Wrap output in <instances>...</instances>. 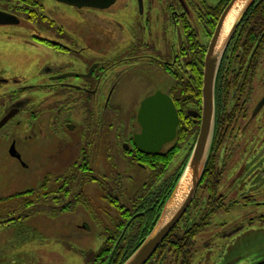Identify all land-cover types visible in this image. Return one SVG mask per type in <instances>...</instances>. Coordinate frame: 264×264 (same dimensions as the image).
Here are the masks:
<instances>
[{"label":"rangeland","instance_id":"obj_1","mask_svg":"<svg viewBox=\"0 0 264 264\" xmlns=\"http://www.w3.org/2000/svg\"><path fill=\"white\" fill-rule=\"evenodd\" d=\"M39 1L44 5L43 19L27 22L19 18L18 24L0 25V70L6 73L0 72V77L13 75L19 85H26L31 101L28 109L0 130V200L4 203L0 208L6 211L0 213V264H90L105 244V225L111 226L108 216L117 215L103 199L105 191L131 208L140 182L149 176L137 164H128L122 150L138 132L140 102L157 91L167 94L174 84L155 62L179 58L184 38L180 28L169 22L174 11L180 12V4L177 0H144L140 12L135 0H117L110 9L89 11ZM203 1L215 5L220 0ZM185 2L190 19L198 26L197 40L205 45L204 26L199 22L202 0ZM84 39L92 44H84ZM45 40L53 44H84L86 49L80 52L84 62L87 56L92 61L130 58L114 66L108 78L112 82L93 87L94 96L72 91L70 96L46 99L41 86H31L45 80L43 68L67 64L72 69L78 62L72 56H59ZM134 44L139 50L131 49ZM182 64L181 59L172 65V71ZM10 88L20 93L17 85L0 86L2 92ZM2 96L6 102L10 93ZM190 144L182 147L169 174L182 164ZM73 164L88 167L74 174L77 183L72 187L88 201L76 202L71 196L65 202L68 209L60 213L64 200L56 192L55 177ZM235 165H228L233 167L218 188L227 194V209L217 210L197 236L192 264L264 261V181L249 179L228 184L226 180ZM90 174L95 180H88ZM16 194H25V201L30 203L18 206L25 201L4 202ZM204 196L200 188L187 213L190 222L196 217L201 220L206 213ZM183 224L184 220L179 230ZM163 264L171 263L165 260Z\"/></svg>","mask_w":264,"mask_h":264},{"label":"flooded vegetation","instance_id":"obj_2","mask_svg":"<svg viewBox=\"0 0 264 264\" xmlns=\"http://www.w3.org/2000/svg\"><path fill=\"white\" fill-rule=\"evenodd\" d=\"M28 1H30V5L25 7L17 4L16 0H0V3L3 4L0 5V10L15 15L18 20L19 18H25L27 22L43 19L45 16L41 11L43 10L44 5L40 3L39 0ZM49 1L79 10L88 9L89 11L107 10L112 8L117 2V0H115V2L108 7H102L92 3L77 7L57 0ZM143 2L144 0L142 1V6L139 7L138 1L135 0L136 9L138 8L137 11L139 10L140 12H143ZM180 10V12L172 11L173 13L170 16L169 23L175 28L179 26L183 33L181 22L182 20L191 21V15L187 8L183 11L180 6ZM194 29L195 32L199 34L198 26L196 24L194 25ZM256 34V31L253 30L239 31L236 34L237 38L228 46L218 71L215 98L218 148L215 154V166L220 182L219 187L225 181L227 171L233 167L228 168V165L231 163H236V165L231 171L228 180H226L228 184L233 181L241 183L243 180L249 179H253L254 182L257 180L264 181V32L257 41ZM204 36H207V30L205 31V29ZM46 43L56 50L59 56H67L69 58L72 56L78 62V66L72 69H68L67 64H62L57 67L46 66L43 68L41 74H44L43 76H45V80H37V85L31 86L34 88L41 86L42 92L44 93L43 98L46 97V99L55 98V96H57V98H61L64 95L70 96L72 91L86 97L94 96L96 90L93 89V87L104 86L109 81L112 82V80L108 78L111 76L114 66L116 68L120 65L119 63L123 64V62L126 61L125 58H130H104V60L101 61H92V58L87 56L88 61L84 62L80 58V52H84L86 49L84 44H92L89 39H84L83 45H80L75 41H72L70 45L64 43L53 44L51 41H46ZM87 48L90 51V48ZM131 49L133 51L139 50L138 44H134ZM176 56L177 55L175 54V57ZM176 59L177 58H173V62L160 60L158 63H155L172 70V67L176 63ZM1 71L2 70H0V72ZM1 74L5 75L6 73L3 70ZM13 77V75L7 78L0 77V86L12 85V87H14L17 85L19 86L18 92H20L19 94H16V90L13 88H10L8 92H2V90H0V120L9 113L12 114L16 112V116H18L31 105L30 98L26 92L28 91L26 85H19V81ZM5 93H10V96L7 97L6 102H3L2 94ZM8 123L0 130L4 129ZM192 123L193 126H190L191 131L195 130L197 133L199 118L192 119ZM68 125H70V123L66 126L68 127ZM138 127V132L136 133L140 132V126L138 125ZM134 134H132L130 139V148L133 146L132 137ZM169 145L171 144L166 145L164 149ZM129 146L126 147V145H124V147L127 148L124 150H128ZM72 166L77 167V164ZM73 167H65L63 174L60 171V174L55 177L58 187L56 192H58L62 202L64 200L59 208H65V202L71 196L76 198L80 194L79 192H76L74 188L72 189L73 185L70 186L68 184V180L72 177L70 172ZM145 171L148 172L147 170ZM74 179V185H76L77 179L75 176ZM105 179L107 181L109 180L108 178ZM79 181L80 179L78 177L77 186H79ZM95 182L96 181L93 183ZM170 183V179H165L159 184V186L162 184L169 186ZM241 194L247 195V193ZM226 197V193H222L218 190V199H220V201H217L214 206L216 207L219 204L218 206L221 209H227L225 207L228 203L225 201ZM210 203L211 202H209L207 197L206 209L208 211L212 208L209 207ZM140 205L141 204H138L137 207H140ZM146 209L150 210L152 207ZM146 209L137 210L133 216H135V218L143 216L147 211ZM147 227L148 230L151 227L148 224V219L143 224L142 228L145 230ZM147 264H160V262H155V259H152L148 261Z\"/></svg>","mask_w":264,"mask_h":264},{"label":"trees","instance_id":"obj_3","mask_svg":"<svg viewBox=\"0 0 264 264\" xmlns=\"http://www.w3.org/2000/svg\"><path fill=\"white\" fill-rule=\"evenodd\" d=\"M228 0H220L215 5H207L203 0L200 3V15L199 22L207 30V39L211 36L218 17L227 4ZM17 4L28 7L30 1L28 0H16ZM191 20V19H190ZM194 21L182 20L181 26L183 27L184 42L178 50L179 58L176 59V63H180L181 59L183 64L179 66V69L172 71L169 68L163 67L173 79L174 84L169 91V95L172 98L176 111L179 117V124L176 132V139L173 142V147L169 148L160 154H146L137 150L134 145L127 151H123V155L130 165H138L140 169H145L149 172V176L140 182L139 188L135 192L133 203L127 208L120 204L119 199L112 196L108 190L105 191L106 195L103 199L108 204L115 208L117 211L116 217L111 218L108 216L111 226H106L104 234V246L95 254L93 261L90 264H121L126 258H128L134 250L139 246L140 242L148 233V227L144 230L143 224L148 219L149 226H153L157 220L159 213L165 203V200L169 196L170 191L174 187V183L178 179L184 164L187 160V156L190 152V148L194 141L196 131H191L190 126H193L192 116L188 114L189 110L199 111L201 105V86H202V66L203 58L206 49V45L198 42V35L194 29ZM197 25V24H196ZM241 30L256 31V41L264 32V0H256L255 3L249 8L248 12L243 18L237 33ZM236 33V34H237ZM237 36L235 35L233 40ZM232 40V41H233ZM178 57V56H177ZM192 137V141L190 138ZM186 143H191L182 164L173 173L169 174V169L172 163L176 160L182 147ZM218 148V134L215 123V135L213 141V147L211 155L206 164L203 177L201 179L200 188L203 190L205 196L202 200V204L207 208L206 198L210 203L211 210H207L201 220L196 217L193 221L188 220L186 214L181 218L179 223L173 228V230L167 235L155 253L149 260L158 262L159 260L164 262L169 260L171 264H192L193 253L195 249V240L197 236L204 231L209 224L210 217L219 209L218 205H214L218 199V188L220 185L217 175L216 163V151ZM142 165L143 167L139 166ZM86 164H81L77 167H73L70 175L71 179L68 180L70 186L74 185V174L79 170H87ZM83 174V173H82ZM81 174V175H82ZM170 179L169 186L159 184L165 180ZM87 180V178H86ZM89 181L95 180L90 174ZM122 180V176L118 179V182ZM121 189V188H120ZM117 190V188H116ZM198 194V192H197ZM197 194L193 200L195 202ZM76 202L88 201L83 195H78ZM25 201V194H16L10 197L4 202L9 201ZM3 200H0V204ZM30 202H21L18 206L28 205ZM192 203V204H193ZM4 204V203H3ZM2 204V205H3ZM6 204V203H5ZM141 204L140 207H137ZM146 205V206H145ZM60 209L61 212H65L68 208ZM152 207V209H146ZM204 207V209H206ZM146 209V213L143 216L135 218L133 214L139 209ZM0 208V213L6 212ZM0 216H2L0 214ZM135 218V219H134ZM184 220L183 227L179 230V224ZM128 224L125 232L124 227ZM150 227V229H151ZM123 233V234H122ZM139 237V242H138ZM264 264V262L259 263Z\"/></svg>","mask_w":264,"mask_h":264},{"label":"water","instance_id":"obj_4","mask_svg":"<svg viewBox=\"0 0 264 264\" xmlns=\"http://www.w3.org/2000/svg\"><path fill=\"white\" fill-rule=\"evenodd\" d=\"M77 7L92 3L108 7L115 0H57ZM139 7L142 0H137ZM256 0H229L222 10L208 42L202 69L199 129L184 167L165 200L153 227L134 252L121 264H145L186 213L200 185L210 157L215 134V88L218 70L226 49L244 16ZM18 24L16 16L0 11V25ZM0 120V128L13 116ZM194 118L197 112H189ZM137 123L140 132L132 137L135 147L146 154H158L176 136L179 118L172 99L160 91L139 104ZM128 224L124 227L123 233ZM122 233V234H123ZM264 262V261H262ZM259 262V263H262ZM228 262L227 264H234ZM258 263V264H259Z\"/></svg>","mask_w":264,"mask_h":264}]
</instances>
